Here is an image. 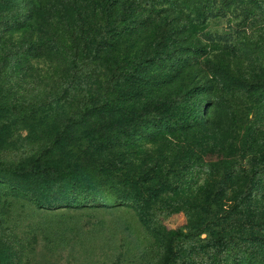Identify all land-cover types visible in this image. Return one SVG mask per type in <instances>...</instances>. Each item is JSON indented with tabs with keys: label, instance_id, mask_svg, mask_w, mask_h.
Wrapping results in <instances>:
<instances>
[{
	"label": "rangeland",
	"instance_id": "obj_1",
	"mask_svg": "<svg viewBox=\"0 0 264 264\" xmlns=\"http://www.w3.org/2000/svg\"><path fill=\"white\" fill-rule=\"evenodd\" d=\"M77 1L85 2L0 0V163L27 168L42 157L55 170H0V264H166L172 234L198 227L174 243L172 264H264V173L250 176L264 158V0H223L225 15L207 20L202 41L217 74L201 96L214 101L205 131L150 122L137 130L135 116L114 115L101 119L112 127L100 134L87 122L69 128L67 118L92 97L150 114L152 95L135 93L127 80L113 84L105 56L86 73L73 70ZM102 1L86 0V15ZM135 26L107 50L121 68L144 52L153 31ZM207 71L194 67L192 84H205ZM138 179L161 187L154 226L131 206Z\"/></svg>",
	"mask_w": 264,
	"mask_h": 264
},
{
	"label": "trees",
	"instance_id": "obj_2",
	"mask_svg": "<svg viewBox=\"0 0 264 264\" xmlns=\"http://www.w3.org/2000/svg\"><path fill=\"white\" fill-rule=\"evenodd\" d=\"M84 1L81 4L77 1L75 16L69 27L74 44L73 70L75 72L83 70L86 73L91 64L97 63L105 56L104 60L112 62L114 67L110 81L117 84L121 80H127L132 83L131 88H135V93L143 94L149 89L153 105L150 114L145 112L149 107L143 108L142 113L121 112L122 108L110 103L106 97L103 99L92 97L86 107L78 110V117L67 118L69 128L87 122L90 123L93 134L96 132L100 134L105 128L112 127L106 126L101 119L117 115L116 117L120 118L135 116L137 130L150 122L159 129L172 132L205 131L210 123L209 110L214 101L205 100L201 96L214 88L217 70L214 72L211 70L212 62L211 58L207 57V45L202 41V32L210 17L225 15V8L218 6L223 0H103L100 11L94 9L92 15H86L87 3ZM254 2L257 6H262L263 0ZM133 23L138 24L133 28H142L143 32H146L153 26V31L144 52L134 57L130 67L121 68L118 56L107 50L115 44L117 36L124 33ZM204 38L210 40L212 36L206 33ZM198 65L211 71V73L207 71L210 78L203 85L192 84L196 80L192 74L193 68ZM169 86H174L170 92L166 89ZM111 120L116 123L119 119ZM62 138L63 132H59L54 141L58 142ZM110 147L108 142L107 147L103 144L102 150ZM262 160L263 164L253 168L250 176L264 173V158ZM43 164V158L37 157L27 168L0 163V170L7 169L24 175H46L55 171L52 165ZM60 178L61 182L65 181L64 177ZM146 180L149 179L136 180L135 185L139 191L131 196V206L138 210L144 223L154 226L156 221L151 217L153 201L159 195L161 187L144 185L142 182H147ZM203 230L202 227H198L190 233L174 232L166 264H172L176 258L174 243L177 240L193 237ZM210 234L222 244L231 240L230 236Z\"/></svg>",
	"mask_w": 264,
	"mask_h": 264
}]
</instances>
